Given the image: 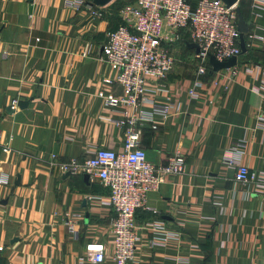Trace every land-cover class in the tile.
<instances>
[{
	"label": "crops",
	"instance_id": "1",
	"mask_svg": "<svg viewBox=\"0 0 264 264\" xmlns=\"http://www.w3.org/2000/svg\"><path fill=\"white\" fill-rule=\"evenodd\" d=\"M73 1L0 0V264H89L80 260L88 242L102 243L112 264L108 190L58 165L122 149L121 108H106L97 92L114 77L102 56L107 33L135 0H84L77 10ZM237 7L246 52L226 82L221 70L197 73L186 33L163 31L175 63L164 80H146L140 109L155 112L156 128L142 124L139 147L156 168L179 152L185 169L136 210L137 264H264V0ZM163 105L167 114L153 110ZM226 158L260 178L236 182Z\"/></svg>",
	"mask_w": 264,
	"mask_h": 264
},
{
	"label": "built area",
	"instance_id": "2",
	"mask_svg": "<svg viewBox=\"0 0 264 264\" xmlns=\"http://www.w3.org/2000/svg\"><path fill=\"white\" fill-rule=\"evenodd\" d=\"M68 5L77 10L84 6V0H74ZM91 15L101 17L97 11H92ZM118 16L119 25L107 33L102 50L104 61L114 77L101 80L97 96L106 108H121V118L114 123L124 129L122 149L97 148L83 161L70 159L60 163L58 170L63 175H86L108 190L107 206L114 213L110 223V260L112 264H137L135 256L139 236L134 225L136 210L146 208L148 193L156 192L167 176L181 174L185 169L179 152L166 165L156 168L139 147L141 126L144 123L153 125L152 115L155 113L140 109L149 100L145 93L146 80H164L175 63L172 52L164 44L167 38L163 36V31L168 28L176 40H179V32L182 31L188 35L190 43L198 46L199 53H194L192 60L200 75H204L210 67L209 56L224 62L238 58L241 49L236 13L233 7L227 8L221 0H197L194 6L188 0H135L133 4L123 6ZM86 55L84 51L83 56ZM221 71L228 73L226 82L236 75L237 68L234 66ZM115 84L122 90L119 97L106 89ZM189 94L194 96V91L190 90ZM153 108L163 115L169 110L168 105ZM152 127L156 128L155 125ZM2 151L8 153L10 149L5 146ZM54 157L51 155V161ZM225 164L235 169L234 180L240 184L260 178L233 158H226ZM73 225L72 218L66 216L67 229L76 236ZM80 260L103 264V244L88 242Z\"/></svg>",
	"mask_w": 264,
	"mask_h": 264
},
{
	"label": "water",
	"instance_id": "3",
	"mask_svg": "<svg viewBox=\"0 0 264 264\" xmlns=\"http://www.w3.org/2000/svg\"><path fill=\"white\" fill-rule=\"evenodd\" d=\"M111 0H93L92 4L102 7L108 4ZM227 8L233 7V11L236 13L237 16V31L239 32V47L241 49V53L246 52V47H245V41H244V36L247 33V26L246 23L241 15L240 9L237 7V3L239 0H221ZM186 47L188 49L194 50L195 53H199V48L196 44L190 43V42H184ZM209 65L211 67V70L213 72H218L220 70H225L231 67H234L237 65V58L233 57L228 59L227 61L224 62H218L214 59L213 56H209ZM27 102H19L18 107L22 108L25 107ZM87 178V176H84Z\"/></svg>",
	"mask_w": 264,
	"mask_h": 264
}]
</instances>
